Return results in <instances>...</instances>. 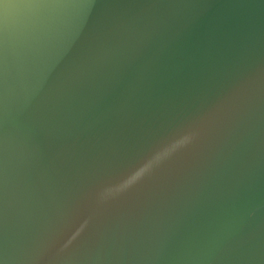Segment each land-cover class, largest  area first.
Masks as SVG:
<instances>
[{
	"label": "water",
	"instance_id": "95a60500",
	"mask_svg": "<svg viewBox=\"0 0 264 264\" xmlns=\"http://www.w3.org/2000/svg\"><path fill=\"white\" fill-rule=\"evenodd\" d=\"M0 264H264V0H0Z\"/></svg>",
	"mask_w": 264,
	"mask_h": 264
}]
</instances>
